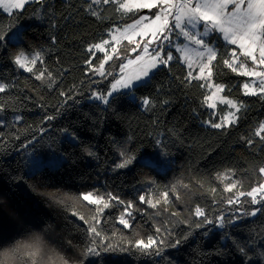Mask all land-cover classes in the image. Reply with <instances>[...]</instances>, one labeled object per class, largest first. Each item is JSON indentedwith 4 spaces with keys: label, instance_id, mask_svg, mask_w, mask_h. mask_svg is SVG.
<instances>
[{
    "label": "trees",
    "instance_id": "1",
    "mask_svg": "<svg viewBox=\"0 0 264 264\" xmlns=\"http://www.w3.org/2000/svg\"><path fill=\"white\" fill-rule=\"evenodd\" d=\"M118 9L113 0H41L0 10V83L7 85L0 92V264H264V201L247 196L264 183V132L256 134L264 93L245 94L246 76L223 63L234 49L245 57L217 33L206 36L217 53L210 80L239 104L236 121L221 128L205 124L216 118L206 90L173 50L145 82L102 104L91 96L105 94L141 47L122 40L98 71L105 54L92 46L113 26L157 11ZM20 51L37 53L31 72L13 64ZM31 140L42 157L61 161L27 171L19 150ZM231 183L237 187L225 191ZM87 193L103 202L84 201ZM104 203L110 206L97 212ZM197 207L211 223L194 215ZM121 214L130 227L119 223ZM92 224L99 235L88 231ZM149 237L156 246L135 247Z\"/></svg>",
    "mask_w": 264,
    "mask_h": 264
},
{
    "label": "snow or ice",
    "instance_id": "2",
    "mask_svg": "<svg viewBox=\"0 0 264 264\" xmlns=\"http://www.w3.org/2000/svg\"><path fill=\"white\" fill-rule=\"evenodd\" d=\"M96 3H100L101 0H94ZM110 0H103V3L107 4ZM28 3V0H0V8H3L6 12H12L14 9H23L25 5ZM229 6L231 9L229 10ZM140 9H157L154 14V19L150 20L148 23L143 24V28H140L139 31H135L133 35L135 36H151L146 43L143 45V52L145 54H149V45L154 41L159 39H168V32L175 28L180 31V33L186 37L190 42L195 45L201 46L204 51H196L197 57H204L205 62L201 63L199 69V76L197 79H205L210 78L213 74L212 61L217 58V53L213 48H210L205 43V40L201 38L199 34H193L192 31H189V26L191 29H196L197 26H203V35L206 37L212 31H218L223 34V38L225 41L233 45H239V48L242 50V55L250 59L254 64L264 65V0H126V2L119 4L118 10H123L125 12H132ZM95 15V13H93ZM148 17H140L135 24L129 25L130 29H137L143 21H147ZM127 31V30H126ZM129 43L133 42L132 36H126ZM6 39L4 35H0V42H3ZM115 40L116 37L114 36ZM119 42V41H117ZM108 41H104L101 44H96L93 47L99 49L100 51H104V44H107ZM140 45L137 44V47ZM136 49L133 48L132 51ZM205 52L207 53L205 57ZM259 53V58L256 53ZM150 55V59L146 62L144 66L141 67V71L138 75L131 77H122L115 81L112 84V91L123 88V89H131L135 87L136 81H140L142 77H147L149 75V70L156 68L158 64L167 65L170 60L173 59L171 54L167 55L165 59L160 51H156L155 55ZM186 58L191 61V57L187 56V52H185ZM233 59H236V51L233 50ZM113 57L111 55H106L104 61L100 64L98 70H102L104 67V63L108 60H111ZM143 57L138 56L137 61L142 60ZM137 61H129V64L135 63ZM16 64H18L21 68H26L27 71L31 72L33 69L31 67H27L29 63L28 58L23 54L18 55L15 58ZM31 64L36 63V59H32L30 61ZM223 63L227 65L233 72L238 71V68L233 66V63L229 60H224ZM191 66V64L189 65ZM124 67L122 66L121 71L123 72ZM239 68L245 69L241 74L247 76H256L260 77V87L259 92L264 93V72L258 71H248L246 65L241 63L239 64ZM101 74L103 72L101 71ZM44 75L43 72L37 77L38 79L42 78ZM50 75V74H49ZM191 76V73H189ZM211 87V85H208ZM7 85L0 84V92H4ZM246 89V94L256 95L255 88H249L248 84L244 85ZM217 92L222 91V86H216ZM112 93H108L107 95H98L97 98L102 100L105 104H107L108 96ZM216 93H213L215 96ZM212 97H206L205 100L210 101ZM149 103L148 99L144 100V104L147 105ZM229 104H232L231 101H228ZM236 105L233 104V107ZM209 107H215V104H209ZM229 117H234L233 113L229 114ZM229 117H225V121L228 123L233 122L229 119ZM51 119V117H49ZM212 127L221 128L223 124L217 123L213 124ZM261 132H264V124L260 125L259 130L257 131V135H260ZM251 143V141H249ZM131 159L125 160L124 163L118 165V167H125L127 164H130ZM259 171L264 173V167L260 168ZM237 187L236 183H231L225 187V191L231 192L233 189ZM214 191V190H213ZM82 199L87 201L90 204L99 205L103 202V198L93 197L92 193L81 194ZM240 196L245 195V193L240 192ZM164 202H167V193L163 194ZM247 196L251 197V202L253 204L259 203L260 201H264V183L259 184L257 187L252 188L250 192L247 193ZM259 197V199H258ZM115 199V198H113ZM141 201H145V197H140ZM151 204L152 207H156V204H159L160 201H156V203H152L151 200L146 201ZM234 202H239L238 200L234 201L233 199H229L227 201L228 204H232ZM123 203V202H121ZM110 206L109 203H104L103 208L98 207L97 212L102 213L105 208ZM129 207H131V202L129 203ZM257 211L260 209H256L252 215H255ZM125 213H127V209H125ZM195 216L204 217L206 223H211V221L207 220L205 216L204 210L197 207L195 209ZM81 220H84L83 216H80ZM95 223H99L95 217H93ZM220 221V225L224 224V216L221 215L218 217ZM87 223V221H85ZM119 223L124 225L125 227H130L128 220L125 218V214H121L119 218ZM88 231L95 235H99L97 232L95 224L89 226ZM162 243V242H161ZM180 241H176L178 245ZM157 241L149 237L147 243L143 240H137L135 242V247L138 249L147 252L154 246H156ZM89 253L95 252L94 248H89L87 250ZM240 251L243 253L244 249L241 248ZM65 264L67 262L65 261Z\"/></svg>",
    "mask_w": 264,
    "mask_h": 264
},
{
    "label": "rangeland",
    "instance_id": "3",
    "mask_svg": "<svg viewBox=\"0 0 264 264\" xmlns=\"http://www.w3.org/2000/svg\"><path fill=\"white\" fill-rule=\"evenodd\" d=\"M31 1H38L39 2L41 0H28V2H31ZM113 1H115L117 3L118 7H119L120 3L126 2V0H113ZM0 10L6 12L3 8H0ZM6 13H10V12H6ZM154 14H148V15L146 14V15L140 16V17H148V20L147 21H143L141 23V25L137 29H130L128 26L135 24V22L138 19H140V17L136 21L130 22V23H128L127 25H125L123 27L113 26L107 32L108 35H107L106 39H104V40H102V41L97 43V44H101L104 41H108L107 44H104V49L105 50L103 52H104L105 56L106 55H111L112 56V54L116 50L117 46L122 42V40L126 39L125 38L126 36H132L133 37V42L135 44H139L140 45L139 47H141L139 52H138V54H136L133 57H129V58H127V59L122 61L121 66H120V68L118 70L117 76L111 82L108 91L105 94H103V95H107L110 92L112 94H114V93L119 92V91L130 90V89L120 88V89L116 90L115 92H113L112 91V84L115 83L116 80L121 79L122 77H131V76L138 75L140 73V71H141V67L144 66L146 64V62L150 59V55L149 54L155 55L156 51H160L161 55H162L163 50L166 52L167 55L168 54L172 55V50L175 51L177 53V55L179 56V59L181 60V62L185 64V66L187 68V71H188V77L196 78V77L199 76V74H200L199 73V69H200L201 63L205 62V58L204 57H197L196 56V51L203 52L204 49H201L199 45H195L192 42H190L186 37H184L180 33V31L178 29H175V28L171 29L168 32V37H169L168 39H166V40L165 39H159L157 41H154L152 44H150L149 45V54H145L143 52V45L149 39H151V36L149 35V36L141 37V36H135V35H133V33L135 31H139L140 28H143V24L144 23H148V22H150V20L154 19ZM188 30L192 31L193 34H199L201 36V38L205 37L203 35V31H204L203 26H197L196 29H191V27L189 26ZM212 33H217L218 34L219 32L218 31H212L210 34H212ZM114 36L116 37L115 40L113 39ZM117 41H119V42H117ZM94 45H96V44H94ZM93 46H92V49L94 51H100L99 49H97V48H95ZM208 47L213 48L216 51V48L213 45V43H208ZM167 51H168V53H167ZM185 52H187V56L191 57V61H189L186 58ZM20 54H23L24 56H26L28 58L29 63L27 64V67L31 66L30 61L32 59H34V58L37 59V53L36 52H28L27 53V52H24V51H20L19 53H17L13 57V64L18 66L19 68H21V67L18 64H16L15 58L18 55H20ZM167 55L165 56V59H166ZM206 55H207V53L205 52V57H206ZM138 56L143 57V59L140 60V61H137V57ZM130 60L131 61H137V62L129 64L128 62ZM238 61H239L238 59H235V60L233 58L231 59V62L233 63V66H236V63ZM190 64H191V66H189ZM124 65H127V67H124L123 72H122L121 68ZM159 65H161V64H158L157 66H159ZM260 67L264 71V65H260ZM22 69L26 70V68H22ZM154 69L155 68L149 70V75L147 77H142V79L140 81L134 82L135 85L145 82L149 78L150 74L152 73V71ZM244 70L245 69L239 68L238 72L242 73ZM253 70L256 71L255 68H253V69L251 68V70H248V71H253ZM189 73H191V76H189ZM199 80L202 81V84H203V86H204V88L206 90L205 98L206 97H212V99L210 101L206 102V100H205V106L210 111V114L213 117L216 115V118L213 120V122H212V120H207L205 122V124L213 125V124L220 123V124H223V126H227L230 123L226 122L224 118L225 117H229L230 113H233L234 117H229V119L232 120L233 122H235L236 119H237V115H238V113H237L238 112V107H239L238 102L235 99L224 95L222 93V91L217 92L216 86L217 85L222 86L221 84L213 82L212 80H210V78L199 79ZM244 81L241 83V88H242V91L245 94H246V89L244 88L245 84H248L249 88H255L257 94H263V93L259 92V88H256V87L253 86V83L255 81H258V79L256 77H254L252 81H249V82H247V81L244 82ZM0 84H2V83H0ZM208 85H211V87H209ZM213 93H216V95L213 96ZM98 95H101V94H96V93L93 94L91 96V99L100 101L102 104H105L102 100H99L97 98ZM110 96H108V98ZM131 96H132V94H131ZM228 101H231L232 104H229ZM209 104H215V107H209ZM233 104L236 105V106L233 107ZM12 117H13L14 121L18 119L17 116L15 115V113H13ZM5 122H6L5 116H4L3 112H2V110L0 109V124H4ZM233 122H231V123H233ZM261 124H264V119L257 126L256 133L259 130ZM19 155H21V157L23 158L24 163H25V168H26L27 171L34 170L35 168H37V167H39L40 165H43V164L49 165V166H53V165L59 163L61 161V159H62V155H60V154H57V155L52 156V157H42L36 150V146H35L34 140H31L21 150H19Z\"/></svg>",
    "mask_w": 264,
    "mask_h": 264
},
{
    "label": "crops",
    "instance_id": "4",
    "mask_svg": "<svg viewBox=\"0 0 264 264\" xmlns=\"http://www.w3.org/2000/svg\"><path fill=\"white\" fill-rule=\"evenodd\" d=\"M231 9V6H229V10ZM218 36L220 37V39L224 42L225 40H224V38H223V34L222 33H218ZM203 39L205 40V37H203ZM205 43L207 44V46H208V43L205 41ZM224 43H226L228 46H234V48H236V50H238L239 52H240V54L242 55V50L239 48V45L237 44V45H233V44H231V43H229L228 41H225ZM200 48L201 49H203L201 46H200ZM256 55H257V57L259 58V53L257 52L256 53ZM236 59H238V55L236 54ZM239 61L236 63V66L235 67H237L238 69H239V64H241V63H243V64H245L246 65V68H247V70H251V68L253 69V68H255L256 69V71H258V72H264L263 70H262V68L260 67V65H257V64H254L250 59H248L247 57H245V59H238ZM235 64V63H234ZM238 64V65H237ZM244 76H246V79H245V81H247V82H249V81H252L253 80V78L254 77H256V76H247V75H244ZM257 79H258V81H255L254 83H253V86L254 87H256V88H259L260 87V77H256ZM244 81V82H245Z\"/></svg>",
    "mask_w": 264,
    "mask_h": 264
}]
</instances>
